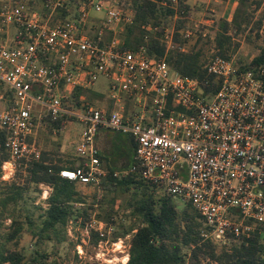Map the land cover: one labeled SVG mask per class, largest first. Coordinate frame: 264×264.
Masks as SVG:
<instances>
[{
    "label": "built area",
    "instance_id": "built-area-1",
    "mask_svg": "<svg viewBox=\"0 0 264 264\" xmlns=\"http://www.w3.org/2000/svg\"><path fill=\"white\" fill-rule=\"evenodd\" d=\"M65 1H48L42 16L26 0H0V131L8 154L1 181L40 158L35 137L45 118L72 121L82 126L73 142L82 165L60 169V177L99 185L107 170L93 140L98 129H107L134 144L129 168L112 175L138 173L178 208L189 204L203 240L225 244L264 226V69H241L214 55L204 67L216 90L206 91L164 57L151 58L144 45L124 47L123 28L133 23L129 3L79 0L74 19L50 23ZM164 4L175 10L178 0ZM181 37L188 41L193 33L185 29ZM171 47L170 37L165 50ZM98 76L108 80L110 107H74L71 92L91 89ZM114 229L92 219L85 238L94 230L97 247L115 246L122 240L111 241ZM76 249L80 257L81 245Z\"/></svg>",
    "mask_w": 264,
    "mask_h": 264
},
{
    "label": "trees",
    "instance_id": "trees-1",
    "mask_svg": "<svg viewBox=\"0 0 264 264\" xmlns=\"http://www.w3.org/2000/svg\"><path fill=\"white\" fill-rule=\"evenodd\" d=\"M33 5V0H26ZM243 5L247 0H233ZM166 0H123L125 6L133 17L132 25H127L122 38L124 47L133 48L144 45L148 55L153 58L164 57L168 65L178 75L195 79L206 91L214 92L216 86L212 77L206 72L203 51L197 44L188 52L180 51L184 41L178 31L182 21L177 20L172 35V47L165 50L160 41L162 28L174 16V10L164 4ZM179 0V10L186 11L188 7ZM79 0H66L64 4L55 9L50 23L57 20H72L76 16ZM237 13L240 9L237 8ZM48 13L47 7L42 10V16ZM234 15L231 24L221 23V30L216 32L214 44L216 52L213 56L229 59V48L232 35L243 32L251 23V16L243 14L238 18ZM264 16L257 19L251 32H256L261 45L257 54L243 68L264 69ZM228 27L233 32L228 34ZM259 31L262 34H258ZM202 40V39H201ZM205 82L209 85L206 86ZM2 90V86H0ZM90 90L76 89L71 92L74 107L80 103L89 105L86 94ZM11 95L5 93V97ZM180 110V109H178ZM49 131L61 129L60 120L44 119ZM5 135L0 131V264H54L50 261L44 250L35 249L30 253H23L9 248V244L17 246L24 227L34 240L35 246L45 243H63L66 241L65 228L70 221L79 220L85 227L93 215L94 220L102 221L106 225L115 226L111 241L129 236L128 259L125 264H264V228L257 227L248 238L240 237L237 240L229 238L226 244L217 245L201 237L202 227L198 221L197 213L186 204L178 208L176 200L168 194L158 195L157 188L144 182L138 173H128L125 176L114 177L115 171L129 168L110 167L105 165L107 174L101 179L99 186L111 191H119L128 195L126 208L128 212L127 223L121 217L116 218L112 211L103 217L101 212L102 199L94 195L91 200L76 188V183L60 177L62 168L75 169L82 165L81 159L68 166H62L60 160H54L45 152L40 158L27 164L16 167L13 178L1 181V165L8 159L4 149ZM131 140V139H130ZM134 148V144H133ZM96 157L105 161V156L97 152ZM107 163V161H105ZM132 163V160H131ZM130 163V164H131ZM40 186L49 188L47 197L43 200L44 207L36 208L37 215L27 212L23 216L19 210L20 204L25 208L26 198L31 202V195H40ZM20 218H23L22 220ZM9 223L5 225V221ZM89 242L96 246L99 242L97 232L88 231Z\"/></svg>",
    "mask_w": 264,
    "mask_h": 264
},
{
    "label": "rangeland",
    "instance_id": "rangeland-1",
    "mask_svg": "<svg viewBox=\"0 0 264 264\" xmlns=\"http://www.w3.org/2000/svg\"><path fill=\"white\" fill-rule=\"evenodd\" d=\"M48 1L53 0H33V6L42 14V10L44 7H47ZM183 4L188 7V10L180 11L178 0V5L174 10V16L170 17L167 21L168 25L162 28V37L160 41L164 45H166L170 37L172 40L174 27L177 20H180L182 21V27L178 31L180 38L183 40L181 32L185 29H189L193 33V37L190 40H183L184 45L182 47L188 52L197 44L198 40H200L198 48L202 49L204 55L203 59L207 62L216 52L214 37L216 32L221 30V23L226 21L231 24L234 15L238 14V18H240L243 14H246L252 17L251 23L243 32L232 35L228 54L236 66L247 64L257 54L261 41L256 37V32H251L250 29L253 28L257 19L264 16V0H247L243 5H239L238 2L233 0H184ZM237 8L240 9L239 13L236 11ZM126 26L127 25H125L124 28ZM232 33L231 27H228V34L231 36ZM258 34L261 35L262 32L259 31ZM104 37L108 39L109 35L105 33ZM89 90L90 92L86 94V98L90 105L105 109L110 107V102L108 100V80L102 76H98ZM3 105L4 104L1 103L0 107H3ZM81 131L82 126L77 122L66 121L61 129H54L51 131H49L45 123V125L36 129L35 138L41 152H45L54 160H60L62 166H68L78 160L75 155L73 142L76 141ZM116 137V134L108 132L107 139H116ZM105 159V161L109 162V158L105 157ZM101 164L102 167L107 170L105 162L101 161ZM127 165L128 159H123L120 161V165L117 166V169L124 166L127 167ZM76 188L83 195L87 196L88 200H91L94 195H98L99 198L103 200L100 206L103 217H106V214L112 211L114 216L117 215V217H115L116 220L121 217L124 219L123 222L125 221L127 223V218H125L128 214V212L125 211L127 210V194H122L119 191H111L109 188L103 189L99 185L89 186L76 184ZM39 189L41 192L40 195H31V199H34V202L26 198L25 208L28 210H23L24 205L20 204L19 210L22 211V216L27 212L37 215L39 211L36 210V208L45 206L43 200L45 199L44 195L47 197L45 193L47 188L45 186H40ZM261 191L264 194V186L261 188ZM157 193L158 195L162 194L160 190H157ZM93 218V215L90 216V220ZM20 219L22 220L23 218ZM8 223L9 221L6 220L5 225ZM84 228L85 227L82 228L80 225L79 220L70 221L65 228V242H49L36 247L34 240L26 231V227H24V231L18 239L17 246L9 244V248L23 253H30L35 249L44 250L48 254L49 260L54 261V264H123L126 261L129 236L120 238L122 243H117L115 246L108 244L99 248L97 245H92L89 239L85 238ZM261 228H264V226ZM262 231H264V229ZM111 236L112 235H110V237ZM78 244L81 245L82 250V255H80V257L76 249Z\"/></svg>",
    "mask_w": 264,
    "mask_h": 264
},
{
    "label": "crops",
    "instance_id": "crops-1",
    "mask_svg": "<svg viewBox=\"0 0 264 264\" xmlns=\"http://www.w3.org/2000/svg\"><path fill=\"white\" fill-rule=\"evenodd\" d=\"M108 132L116 134V139H107ZM93 144L97 152L103 154L109 158V162H105V165L117 167L120 165V161L128 159V165H130L133 154V142L126 135L118 134L107 129H98L95 133ZM47 188V187H46ZM47 188L46 195L49 193ZM46 198V196H44Z\"/></svg>",
    "mask_w": 264,
    "mask_h": 264
},
{
    "label": "bare ground",
    "instance_id": "bare-ground-1",
    "mask_svg": "<svg viewBox=\"0 0 264 264\" xmlns=\"http://www.w3.org/2000/svg\"><path fill=\"white\" fill-rule=\"evenodd\" d=\"M46 193V192H45ZM45 196V195H44Z\"/></svg>",
    "mask_w": 264,
    "mask_h": 264
}]
</instances>
